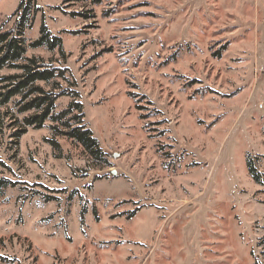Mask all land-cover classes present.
<instances>
[{
  "label": "rangeland",
  "instance_id": "obj_1",
  "mask_svg": "<svg viewBox=\"0 0 264 264\" xmlns=\"http://www.w3.org/2000/svg\"><path fill=\"white\" fill-rule=\"evenodd\" d=\"M34 1L27 45L44 23L65 56L25 55L68 69L110 166L1 106L0 264H264V0Z\"/></svg>",
  "mask_w": 264,
  "mask_h": 264
},
{
  "label": "trees",
  "instance_id": "obj_2",
  "mask_svg": "<svg viewBox=\"0 0 264 264\" xmlns=\"http://www.w3.org/2000/svg\"><path fill=\"white\" fill-rule=\"evenodd\" d=\"M21 1L9 20L14 18L10 29L0 31V72L3 70L17 71L14 74L0 75V107L13 102L17 114H26L20 123V129L14 131L12 137L18 140L28 128L42 129L47 121L52 122L50 130L52 138L45 139L53 150L56 159H62L63 152L58 138H65L82 147L83 152L100 167L110 166L106 154L100 147L93 133L84 124V112L77 92L60 88L58 79L68 80L66 67L58 66L53 62H45L35 57H27L26 48L46 49L50 52L57 50L61 57L65 56L62 40L50 33L42 23L39 36L34 41L26 43L24 32L32 28L37 12L34 0ZM44 82L53 84L55 91H46L37 84ZM131 96V93H128ZM70 97L72 100L66 108L56 111V102L61 97ZM141 110L140 107H136ZM4 114L0 113V127H5ZM145 119V115H140ZM19 125V122L16 121ZM14 144H17L15 142ZM4 163L0 159V166ZM246 169L256 184H262V174L255 167L253 160L246 158ZM16 187V183L6 178H0V195L9 188ZM48 201H55L52 197ZM85 210L81 211V219Z\"/></svg>",
  "mask_w": 264,
  "mask_h": 264
}]
</instances>
